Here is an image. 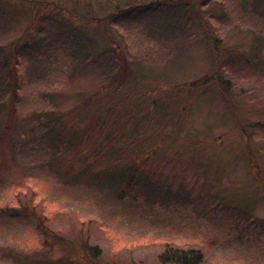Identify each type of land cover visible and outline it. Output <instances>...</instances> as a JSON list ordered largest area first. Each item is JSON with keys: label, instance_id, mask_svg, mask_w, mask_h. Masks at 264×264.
<instances>
[{"label": "rangeland", "instance_id": "rangeland-1", "mask_svg": "<svg viewBox=\"0 0 264 264\" xmlns=\"http://www.w3.org/2000/svg\"><path fill=\"white\" fill-rule=\"evenodd\" d=\"M40 6L51 14L23 34ZM18 36L20 128L16 149L6 148L15 156L0 168V206L34 196L41 219L68 245L85 233L102 248L101 264H161L167 245L203 250L204 264H264V129L255 125L264 122V0H1L0 41ZM106 46L143 63L132 64L138 76L120 93L103 88L100 100L124 101L130 115L152 120L146 134L157 135L142 150L154 147L150 158L175 188L191 191L189 203L162 207L41 163L47 143L38 135L49 114L80 127L97 110L105 81L89 60ZM196 81L189 91L185 83ZM59 88L61 109L49 96ZM21 175L20 192L12 183ZM43 239L33 215L0 217V246L13 250L0 264H36L24 256Z\"/></svg>", "mask_w": 264, "mask_h": 264}, {"label": "trees", "instance_id": "trees-1", "mask_svg": "<svg viewBox=\"0 0 264 264\" xmlns=\"http://www.w3.org/2000/svg\"><path fill=\"white\" fill-rule=\"evenodd\" d=\"M11 1L20 2V0ZM44 7H39L40 10H37V15L30 21L31 23L22 32L23 34H27L37 26L39 19L37 17L42 20L51 14L48 12L51 8ZM41 9H46L47 12ZM188 15L185 13V18ZM175 27L180 30L183 28L177 25L172 29ZM22 42V36L6 44L0 41V168L10 165L11 158L15 156L12 153L10 157L11 153L8 154L6 148L16 149L14 138L20 128L17 123L19 115L15 105H17L19 89L23 82L20 70ZM89 63L94 68L93 71L105 81L104 85L96 91L98 96L96 101L99 103L96 105L97 110L88 119L83 120L80 127L67 125L66 119H63L61 114L55 112L49 114L47 122H42V124H47L46 127L38 135L47 143L46 156L41 163L45 164L48 172L51 170L54 175L58 176L66 172L65 174L72 177L81 175L87 178L93 177L112 187L119 185L121 192L131 197L142 199L144 202L158 203L162 207H177L184 202L189 203L191 191L183 185L175 188L173 182L176 179L171 177V172L163 173L162 169L154 164L153 161L156 160L152 161L150 158L153 156L154 147L148 151L142 150L143 140L157 135V132L154 135L153 133L146 134L152 120L149 122L144 117L130 115L128 108L131 105L125 104L124 101L115 107L112 102L104 103L100 100L105 99V94L112 97L114 93H120L119 91L129 85L135 77L137 78V71L131 66L135 64L138 67L143 63V59L136 55L126 59V56L116 46H106L96 52ZM196 83L197 81L185 83V85H188V90L191 91L193 86L196 89L200 87L201 81ZM103 88L107 90L105 94L102 91ZM49 96L53 98L54 105L60 109L66 101L60 88L56 92L49 93ZM96 101L94 103H97ZM141 123L144 129L135 132L132 139L126 140L129 128L133 126L132 129L135 131L139 129ZM255 125L262 126L264 129V122H258ZM137 147L141 149L136 150ZM26 182V177L21 175L12 184H16L20 191L26 186ZM33 198L34 196L31 195L30 200L27 201L19 194L13 204L0 206V217L9 216L18 220L22 216L33 215L40 229L43 230L45 239L41 242V247L26 253L24 257L36 264H101L97 260L102 252L99 245L90 243L85 233L78 235L76 241L78 245L71 243L68 245V240L64 235L54 232L48 227L46 220L41 219V213L43 214L44 211L37 209ZM92 222L94 224V220ZM214 243L216 242L211 241L210 244ZM12 251V249L0 246V254L13 253ZM157 259L161 264H204L205 253L198 248L167 245L157 255Z\"/></svg>", "mask_w": 264, "mask_h": 264}]
</instances>
